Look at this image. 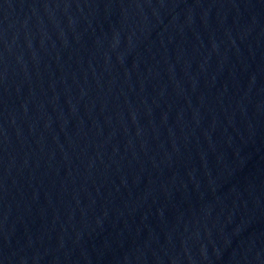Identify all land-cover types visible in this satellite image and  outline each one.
Returning a JSON list of instances; mask_svg holds the SVG:
<instances>
[{"label": "water", "instance_id": "95a60500", "mask_svg": "<svg viewBox=\"0 0 264 264\" xmlns=\"http://www.w3.org/2000/svg\"><path fill=\"white\" fill-rule=\"evenodd\" d=\"M0 264H264V0H0Z\"/></svg>", "mask_w": 264, "mask_h": 264}]
</instances>
